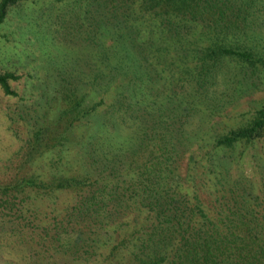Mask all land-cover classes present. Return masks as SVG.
<instances>
[{
	"label": "trees",
	"instance_id": "trees-1",
	"mask_svg": "<svg viewBox=\"0 0 264 264\" xmlns=\"http://www.w3.org/2000/svg\"><path fill=\"white\" fill-rule=\"evenodd\" d=\"M22 1L0 0V22ZM43 1L89 55L0 176V264H264V186L231 171L264 140V97L212 123L241 80H264V0ZM13 78L0 71L5 94Z\"/></svg>",
	"mask_w": 264,
	"mask_h": 264
},
{
	"label": "rangeland",
	"instance_id": "rangeland-1",
	"mask_svg": "<svg viewBox=\"0 0 264 264\" xmlns=\"http://www.w3.org/2000/svg\"><path fill=\"white\" fill-rule=\"evenodd\" d=\"M48 7L43 0H24L9 8L0 22V71L10 70L16 74V78L9 79L14 94H5L0 87V176L13 173L27 139L34 135L37 126L47 120L55 121L61 106L59 84L62 78L72 79L81 68L82 60L89 55L87 46L75 31L59 26L42 14ZM259 19L254 18L252 22L254 31H259L252 43L263 53L255 50L264 59V22ZM249 81L241 80L234 89L233 100L212 117L216 130L240 123L262 102L264 80L255 79L256 85H250ZM78 152H66L70 164H73L72 158H78ZM235 160L232 172L243 171L264 186V140L250 143L245 155H236ZM32 171L37 172V156L32 162ZM68 198L67 191L58 192L56 206L60 207ZM34 202L37 205V199ZM8 250L2 248V256H7ZM10 254L18 255L16 251Z\"/></svg>",
	"mask_w": 264,
	"mask_h": 264
}]
</instances>
